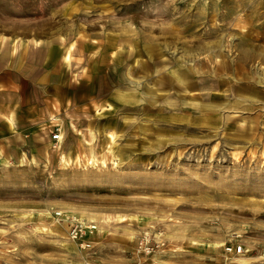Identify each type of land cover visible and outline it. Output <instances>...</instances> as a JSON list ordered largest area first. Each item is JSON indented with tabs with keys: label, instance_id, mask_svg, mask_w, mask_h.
<instances>
[{
	"label": "rangeland",
	"instance_id": "rangeland-1",
	"mask_svg": "<svg viewBox=\"0 0 264 264\" xmlns=\"http://www.w3.org/2000/svg\"><path fill=\"white\" fill-rule=\"evenodd\" d=\"M0 41L68 54L0 157V264H264V0H0Z\"/></svg>",
	"mask_w": 264,
	"mask_h": 264
},
{
	"label": "crops",
	"instance_id": "crops-1",
	"mask_svg": "<svg viewBox=\"0 0 264 264\" xmlns=\"http://www.w3.org/2000/svg\"><path fill=\"white\" fill-rule=\"evenodd\" d=\"M63 58L51 46L11 42L4 46L0 41V157L7 140L21 139L30 123L38 118L31 113L36 108H30V104L41 101L39 94L47 97L42 100L49 101V113L53 112L51 95L59 88Z\"/></svg>",
	"mask_w": 264,
	"mask_h": 264
},
{
	"label": "built area",
	"instance_id": "built-area-1",
	"mask_svg": "<svg viewBox=\"0 0 264 264\" xmlns=\"http://www.w3.org/2000/svg\"><path fill=\"white\" fill-rule=\"evenodd\" d=\"M61 138L60 135V128H55L54 132L51 135L52 141H59ZM96 228V225L89 223L85 221L84 219L78 218L76 216H72L69 219V236L71 239L74 240H81L80 246L82 248L88 247L89 243L85 241L83 236L86 234L87 230H93ZM150 235L145 233L140 237V240L138 242L139 249L144 250L145 253H149L154 251L157 247H159V243L157 245H154V243H150ZM83 240V241H82ZM244 252V249L242 245H227L225 246V253H232L239 255ZM81 264H92L90 261L85 260ZM220 264H227L226 262L220 263Z\"/></svg>",
	"mask_w": 264,
	"mask_h": 264
},
{
	"label": "bare ground",
	"instance_id": "bare-ground-1",
	"mask_svg": "<svg viewBox=\"0 0 264 264\" xmlns=\"http://www.w3.org/2000/svg\"><path fill=\"white\" fill-rule=\"evenodd\" d=\"M253 46V45H252ZM165 47V46H164ZM255 48V47H254ZM177 50V49H176ZM68 54H65L64 58L67 59ZM258 57L261 61H264V49H261L259 52H257L256 50L252 49L250 47L249 49H245L244 53L241 54V59L242 60H249L252 61L251 59ZM187 103V102H186ZM188 104V103H187ZM190 104V103H189ZM161 176V175H160ZM90 233H92V230H87L86 234L83 236V238H86L87 235H89Z\"/></svg>",
	"mask_w": 264,
	"mask_h": 264
}]
</instances>
